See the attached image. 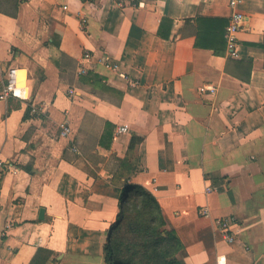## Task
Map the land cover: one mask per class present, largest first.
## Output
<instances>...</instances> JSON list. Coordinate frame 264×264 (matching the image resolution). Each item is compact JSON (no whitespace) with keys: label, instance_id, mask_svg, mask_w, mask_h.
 <instances>
[{"label":"crops","instance_id":"1","mask_svg":"<svg viewBox=\"0 0 264 264\" xmlns=\"http://www.w3.org/2000/svg\"><path fill=\"white\" fill-rule=\"evenodd\" d=\"M236 10L238 56L225 37L230 0L0 10V264H31L39 249L50 251L46 264H108L118 160H137L130 181L156 196L184 264H264V0ZM11 68L29 100L2 95ZM94 75L106 83L92 85ZM133 135L142 141L129 154ZM227 216L237 219L232 243L216 223Z\"/></svg>","mask_w":264,"mask_h":264},{"label":"trees","instance_id":"2","mask_svg":"<svg viewBox=\"0 0 264 264\" xmlns=\"http://www.w3.org/2000/svg\"><path fill=\"white\" fill-rule=\"evenodd\" d=\"M9 1L10 6L0 4V10L16 16L24 0ZM81 79L89 80L86 75H82ZM90 82L96 86L106 83L99 75L91 77ZM141 141L142 137L133 135L128 153L133 154ZM118 161L121 166H126V170L120 174L123 180L118 189L119 212L104 245L108 264H184L179 257L184 245L168 222L156 196L130 181L138 170L137 160ZM49 255L50 251L39 249L31 264H46Z\"/></svg>","mask_w":264,"mask_h":264},{"label":"built area","instance_id":"3","mask_svg":"<svg viewBox=\"0 0 264 264\" xmlns=\"http://www.w3.org/2000/svg\"><path fill=\"white\" fill-rule=\"evenodd\" d=\"M242 2V0H230V7L233 9L232 15L230 17L229 23L226 27V33L225 37L227 39L228 45L234 49H232V54L234 56H238V52L235 49L236 44V35L238 31L242 28L243 22H244V15L236 10L238 5ZM93 55L86 51L84 53V59L89 60L92 59ZM105 60L109 64V60L107 57H105ZM87 69L84 66H81L80 73H86ZM18 68H11L8 72V75L6 77L7 81L5 83V86L2 91V95L4 97H9L11 95L17 96L20 98H23L25 100L30 99V94L28 92V88L26 86H19V80H18ZM205 88H201L202 91H204ZM212 91H214V87L210 88ZM46 105H36L32 104V111L36 114H42L46 111ZM61 128V136L70 138L73 136V127L69 121L68 118H66L64 121L60 123ZM128 130V127L126 125H122L117 129V133H122ZM75 151L78 149L76 147L73 148ZM0 164L2 162L0 161ZM208 191L211 190V188L207 189ZM1 193V192H0ZM204 215H209L208 209L203 210ZM216 223L218 227L223 231L224 236L226 237V240L230 243L234 242L236 240V230L234 226L237 223V219L234 216H227L225 218H218L216 220Z\"/></svg>","mask_w":264,"mask_h":264},{"label":"bare ground","instance_id":"4","mask_svg":"<svg viewBox=\"0 0 264 264\" xmlns=\"http://www.w3.org/2000/svg\"><path fill=\"white\" fill-rule=\"evenodd\" d=\"M18 80H19V86H24L25 76H24V73H22L21 71H19L18 73Z\"/></svg>","mask_w":264,"mask_h":264},{"label":"water","instance_id":"5","mask_svg":"<svg viewBox=\"0 0 264 264\" xmlns=\"http://www.w3.org/2000/svg\"><path fill=\"white\" fill-rule=\"evenodd\" d=\"M44 215H45V209L41 208L40 209V218H44Z\"/></svg>","mask_w":264,"mask_h":264}]
</instances>
